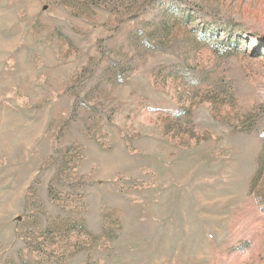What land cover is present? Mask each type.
<instances>
[{"label": "rangeland", "instance_id": "374dc122", "mask_svg": "<svg viewBox=\"0 0 264 264\" xmlns=\"http://www.w3.org/2000/svg\"><path fill=\"white\" fill-rule=\"evenodd\" d=\"M0 264H264V0H0Z\"/></svg>", "mask_w": 264, "mask_h": 264}]
</instances>
